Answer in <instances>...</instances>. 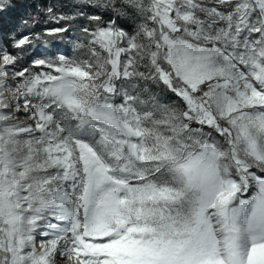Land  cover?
I'll return each instance as SVG.
<instances>
[{
	"label": "snow or ice",
	"instance_id": "snow-or-ice-1",
	"mask_svg": "<svg viewBox=\"0 0 264 264\" xmlns=\"http://www.w3.org/2000/svg\"><path fill=\"white\" fill-rule=\"evenodd\" d=\"M23 23L55 26L0 38V264H264V0Z\"/></svg>",
	"mask_w": 264,
	"mask_h": 264
},
{
	"label": "rangeland",
	"instance_id": "rangeland-1",
	"mask_svg": "<svg viewBox=\"0 0 264 264\" xmlns=\"http://www.w3.org/2000/svg\"><path fill=\"white\" fill-rule=\"evenodd\" d=\"M66 3H68V0H17L18 6L0 19V38L3 39L4 45L8 44V41L12 36L19 37L21 35L39 33L46 26H55L54 24H40L33 27L31 23H23L24 20L30 18L37 5H40L41 8L47 7L48 5H56L59 9V5ZM63 10L66 11L67 9ZM56 48H67L70 52L72 45L66 40L64 42H60L58 40H54L52 37H43L40 40L35 41L33 46L25 48L22 59L29 60L34 58V55L37 52H42L44 49L52 51Z\"/></svg>",
	"mask_w": 264,
	"mask_h": 264
}]
</instances>
